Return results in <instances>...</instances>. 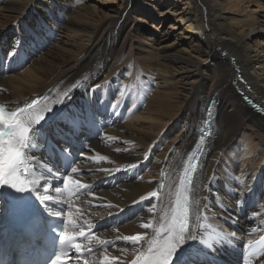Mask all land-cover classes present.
<instances>
[{"label": "bare ground", "instance_id": "1", "mask_svg": "<svg viewBox=\"0 0 264 264\" xmlns=\"http://www.w3.org/2000/svg\"><path fill=\"white\" fill-rule=\"evenodd\" d=\"M155 1L120 0L115 14L100 16L91 0H0V13H5L0 14V29L10 18L26 12L37 20V29L26 34L47 36L48 43H55L40 60L32 56L34 67L25 76L16 79L0 68V101L24 110L36 187L41 197L51 196V201L67 204L63 214L67 233L101 224L90 241L94 247L106 241V247L80 264H133L139 253H145L139 264L148 261L149 247L160 239V225L166 216L170 220L180 168L197 144H204V151L191 188L189 233L195 239H186L174 264L188 260L254 264L241 261L239 251L264 230V110L249 99L250 95L264 106V0ZM136 14L154 15V19L174 17L187 29L183 39L188 48L175 47L176 36L169 43L174 28H168L156 33V45L150 44L151 63L145 56L135 57ZM49 20L59 25V31ZM82 26L87 32L78 30ZM61 33L64 41L68 34L70 39L76 38V43H68L73 46L69 48L72 55L64 56L63 49H55ZM10 37V32L0 35V57L22 58L6 53ZM39 49L43 50L37 46V53ZM141 49L149 52L144 46ZM138 60L159 73L152 77L154 73L150 75L144 66L139 68L136 94L131 91L134 78L129 79L122 66L127 65L129 71ZM236 70L243 74L246 85ZM155 81L160 83L153 90ZM237 83L248 95L237 91ZM104 92L107 97L101 104L98 100L104 98ZM114 92L121 108L109 103ZM132 97L134 105L144 97L148 100L147 112L136 119L128 117L130 113L125 115L134 105L126 111L123 105L130 104ZM209 107L213 111L211 126L205 124ZM41 115L43 119L38 120ZM152 116L154 121L143 127L140 120ZM176 128H183L178 140L164 145L161 138ZM204 128L211 135L207 139L201 132ZM98 130L100 134L95 135ZM49 136L63 145L74 140L79 151L76 172L59 173L44 159L41 150ZM160 149L162 153H158ZM222 159L230 171L220 167ZM68 177L80 186L68 184ZM151 192L158 196L152 197ZM108 204L119 207L109 208ZM201 213L208 214L210 221L203 220ZM142 223L152 227L142 228ZM132 235L143 239L136 244L119 238Z\"/></svg>", "mask_w": 264, "mask_h": 264}, {"label": "rangeland", "instance_id": "2", "mask_svg": "<svg viewBox=\"0 0 264 264\" xmlns=\"http://www.w3.org/2000/svg\"><path fill=\"white\" fill-rule=\"evenodd\" d=\"M119 1L120 0H91L90 3H93V4L97 5V7L99 8L98 12H99L100 16H106V15H113V14H115L117 12V10H118L117 9V4L119 3ZM159 1L160 0H157V2H159ZM164 1L168 2L169 0H164ZM164 1H163V5L166 3ZM86 2H89V0H86ZM145 2L146 3H153V2L156 3L155 0H145ZM169 4H172V3L170 2ZM4 14L5 13H3L1 15H4ZM150 17L151 18H148V15L144 16L143 14H136V18H138L139 22L137 21L138 25L137 24L135 25L136 26V34L138 36V37L134 38V44L136 46V49H134L133 55L135 54L134 55L135 57H137V56H145L148 59V62L151 63L153 61V59H154V56L151 54L152 47H151L150 44L156 45V44H154V41L156 40V33L158 35V32L162 33L161 31H163L164 29H168V28L169 29L170 28H174V30L170 29L172 31V38L169 41V43H174V36H176V37H178V39H176V42H178V43H177V45H175V47H184V48L187 47L188 48L187 39H183V35H185L187 37V35H186L187 34V32H186L187 29H185L184 24L178 23L174 19V17H172V16L168 17V18L157 17L155 19L153 18L154 15L150 16ZM49 22H50V24L52 23L51 25L53 27L57 28V30L60 28L59 25L58 24H54V22H52V20H49ZM36 24H37V20L32 15H29L26 12H23L22 14H19V15L15 16L14 18H10V22L5 26V28L1 26L2 28L0 29L1 30L0 35L3 34V33L7 34L8 32H10V34H11V37H10V40H9V46L7 45L8 46V50H6V53L12 54V55H13V53H15L14 56H18L19 55V56L22 57V58L14 57L15 60L18 61L19 64L17 63L13 68H11V69H8V67H4L3 68L4 70H6L8 72L9 76L16 77V79L20 78L22 76H25V74L27 73V69L29 70V69L34 67L33 65L35 63H31L30 62V59L32 58V56H34L35 60H37V59L40 60L42 58V56H44L50 49H52L55 46V43H51L50 44V43L47 42V36H42L43 38L42 37L41 38H35L33 36V34H31V35L26 34V33H31V31L34 32V30L37 29ZM158 29H159V31H158ZM78 30L80 32H87V30L83 26L80 29H78ZM68 35L65 37V41H64V37L62 38V33H61V35H59V37L57 38V42L60 45L57 48H55V49H63V50H60V52L64 56H69V55L73 54L72 50L69 49V48L73 47L71 44H68L70 42V40H71L70 43H76L77 42L76 38L72 37L70 39L68 37ZM189 35H191V34H189ZM22 36H23V40L21 39ZM163 37L166 38L167 35H165ZM14 39H17V40L19 39V42L15 41ZM43 41H44V44H43ZM24 42H26L28 44L26 46H24L23 45ZM163 43H168V41H165ZM37 46H41L43 50L39 49L38 53H37ZM143 46H144V49H149V52H143L142 49H141ZM218 51H220V50H218ZM1 59H3V58H1ZM135 59H137V58H134V60ZM6 61H7V59L4 60L5 64H6ZM139 62H140V64H139ZM138 64L140 66H138ZM123 66H122V68H124V70L127 71L129 79H131V76H133L134 81H135V85L133 86L131 91H135V93L138 94L139 91L136 90V89L139 88V84L138 83H140V81H138L139 80V76H136V74H138L139 68L143 69L144 65L141 63L140 60H138V61H135V63L133 64L134 67H132L129 71L126 69L127 65H125V67H123ZM144 67H145L144 68L145 71H147V72L150 71V73H149L150 75H152L154 73L152 75V77H155V76L157 77L158 76L159 72L156 69H150V68H147L146 66H144ZM131 70L134 71V73H131L130 72ZM118 71H120V70L118 69ZM145 71L143 72L144 74L147 73ZM155 72H156V74H155ZM113 76L114 75H111L110 77H113ZM155 82H156L155 84H157V85H155V84L153 85V90L157 89L156 87L158 86V83H160V81H155ZM94 90L97 91L98 87H95ZM234 92L236 93L235 90H234ZM143 96H145L147 99L148 98L150 99L152 97L150 100L153 99V96H151V95H147V94L143 93ZM105 97H107V93L106 92L103 93V96H102L103 99L100 98L98 101L101 104H104L105 103ZM112 97L109 99V103L111 102L110 105L112 104V106H115L117 108H119V107L121 108V106H118L120 101H118L116 99L118 96L115 94V92H114V95ZM145 97L143 98L144 99L143 100L144 103L142 101H139V102H137L134 105L133 97L130 99V104H129V102L128 103L125 102L123 104L124 107L125 106L127 107V106H130V105H132V106L134 105L132 111L131 110L128 111L125 115L127 116L130 113L128 115V117L131 116L132 118L136 119L138 116H141L143 113L145 114V112H147V110H148L147 104H145V101L148 102V100ZM126 107L124 108L125 111L129 109V107H127V108ZM153 117L154 116H152V119H151V117L150 118H143V119L140 120V123L142 125H144L143 127H149L148 123H152L154 121ZM122 122H123V120H122ZM179 124L181 125V123H179ZM182 131H183V128L182 129L181 128L180 129L176 128L175 131H173L172 133H170L168 135L166 134V136L164 138H161V140L164 143V145H169L171 142H176L178 140V138H179L180 134L182 133ZM197 141L198 140H196V142ZM209 144L210 143L208 142V145ZM162 152H163L162 149H160L158 151V153H162ZM226 157L229 158V154ZM222 160L219 162L220 167L225 169V170H229L230 171V168H228L225 165L224 159H222ZM182 168H183V164H182V166L180 168V171H179V177H180V172H181ZM179 177H178V181H179ZM203 214L204 213H201L200 217L203 220H205L202 217ZM206 220H208V219H206ZM209 221H210V217H209ZM209 221H206V222H209ZM195 222H196V219H195ZM211 229L214 232L218 231V228H216L214 226H211ZM202 233L203 234H209V231H202ZM195 258H197V257H195Z\"/></svg>", "mask_w": 264, "mask_h": 264}, {"label": "snow or ice", "instance_id": "3", "mask_svg": "<svg viewBox=\"0 0 264 264\" xmlns=\"http://www.w3.org/2000/svg\"><path fill=\"white\" fill-rule=\"evenodd\" d=\"M15 55V53H13ZM29 107H33L29 105ZM23 109H17L15 112H11L6 114L5 110L0 107V187L4 185H8L12 188L17 189L18 191H25L27 188L22 184L17 182V165L18 161L16 158L22 155L20 149L26 147V135H21L19 139L16 140V143H13V139L17 136V133L14 131L15 128H22L24 133L28 132V128L24 126V123L17 119V116L20 112H23ZM30 119V117H28ZM43 116L38 117V120H42ZM5 136H8L9 139H5ZM119 151V149H118ZM101 159H104L101 157ZM134 167V165L132 166ZM5 170L7 171V177L5 176ZM73 172L77 171V168L72 169ZM104 171H112L105 169ZM115 171H120V169H115ZM68 184H73L80 186L79 181H74L71 177L67 179ZM185 181H182V185ZM86 187V186H85ZM189 189H185L184 193H177L176 206L177 208L174 211L171 222L167 221V216L165 217V223L160 225V229L157 232V236L160 239H157L153 242V244L149 247L147 256L148 261L145 264H172L175 253L177 250L185 243L186 239H195L188 232V198L186 192ZM60 191V189H57ZM150 195L152 197H157V192H151ZM53 197L51 196H43L41 197V201H50ZM143 199V197H142ZM183 201V203H181ZM107 207H119V205L108 204ZM182 210V211H180ZM149 212L153 211L152 208L148 210ZM52 215L60 216L61 213L54 212ZM71 213H69V218H71ZM142 228H150L152 225L150 223H142L140 225ZM167 235H164V234ZM79 235L83 236L84 232L81 231ZM120 239L131 241L133 243L138 244L143 237L138 235L132 236H122ZM211 247V245H209ZM77 251L80 250V245H76ZM126 251V249H125ZM109 259L108 256L104 257V261L107 262ZM115 259V258H113ZM145 259V253H139V257L137 261H133V264H139L141 260ZM59 256L56 257L55 260L51 261V264H58ZM43 264H47V261H44Z\"/></svg>", "mask_w": 264, "mask_h": 264}]
</instances>
